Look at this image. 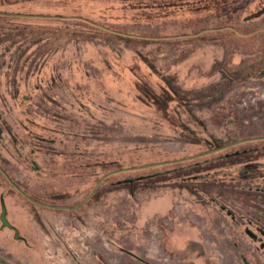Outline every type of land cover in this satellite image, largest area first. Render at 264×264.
Instances as JSON below:
<instances>
[{"label":"rangeland","instance_id":"374dc122","mask_svg":"<svg viewBox=\"0 0 264 264\" xmlns=\"http://www.w3.org/2000/svg\"><path fill=\"white\" fill-rule=\"evenodd\" d=\"M0 13V264H264V0Z\"/></svg>","mask_w":264,"mask_h":264},{"label":"water","instance_id":"95a60500","mask_svg":"<svg viewBox=\"0 0 264 264\" xmlns=\"http://www.w3.org/2000/svg\"><path fill=\"white\" fill-rule=\"evenodd\" d=\"M0 16H19V15H13V14H5V13H0ZM264 138L262 139H252V140H244V141H240V142H237V143H234V144H231L229 146H226V147H223V148H220V149H216V150H213V151H209L207 153H204V154H201V155H197V156H194V157H191V158H187V159H183L182 162H188V161H192V160H196V159H199V158H202V157H206V156H209V155H212V154H215V153H218V152H222L224 150H227L229 148H233V147H236V146H239L241 144H244V143H247V142H251V141H259V140H263ZM180 163V162H179ZM172 164V162H168V163H162V165H153L155 167L157 166H164V165H170ZM147 168V167H145ZM0 171L2 173H4V175L7 177V179L9 180V182L13 185V187H15V189H17L26 199H28L29 201L35 203V204H38V205H41V206H44V207H48V208H53V209H58V210H77L79 208H81L83 205H85L90 199L91 197L93 196L94 192L96 191V189L106 180L108 179L109 177L115 175V174H118V173H122V172H126V171H117V172H113V173H110L109 175L105 176L99 183V185L96 187V189L92 192V194L89 196V198L84 202L82 203L80 206L78 207H73V208H62V207H55V206H48V205H45V204H41V203H38L36 202L34 199H32L29 195H27L24 191H22L18 186H16V184L10 179V177L7 175L8 173H6L2 167L0 166ZM7 207H4L3 208V214H2V221H3V224L5 225V227H9L11 229H13L14 227L12 226V224L9 222L8 218H7V210H6Z\"/></svg>","mask_w":264,"mask_h":264},{"label":"flooded vegetation","instance_id":"af4514ba","mask_svg":"<svg viewBox=\"0 0 264 264\" xmlns=\"http://www.w3.org/2000/svg\"><path fill=\"white\" fill-rule=\"evenodd\" d=\"M259 139H262V138H259ZM247 143H264V139L259 140V141H251V142H247ZM244 144H246V143H244ZM241 145H243V144H241ZM253 151L254 150H252V152ZM219 160H218V162H221L223 160L222 157ZM241 161L239 162L238 166L236 167L237 169L240 168L239 170H241V172H240L241 180L240 181H243V182H251V181H255V180L264 181V177L262 176L263 174L260 171L259 162H257V161L252 162V159H247L245 161L241 160ZM240 181H238L236 179L232 180L233 183L240 182Z\"/></svg>","mask_w":264,"mask_h":264},{"label":"trees","instance_id":"16d2710c","mask_svg":"<svg viewBox=\"0 0 264 264\" xmlns=\"http://www.w3.org/2000/svg\"><path fill=\"white\" fill-rule=\"evenodd\" d=\"M254 144H256V143H246V144H243V145H247V146H250V145H254ZM243 145H239V146H237V147H235L236 149H238V147H240V146H243ZM224 153H228V150H224V151H222V152H218V153H215V154H212V155H209V156H206V157H202V158H199V159H196V160H192V161H188V162H201V161H203V160H209V159H211V158H213V157H217V160H219L221 157H222V155L224 154ZM220 161V160H219ZM163 167H165V166H163ZM116 175V174H115ZM42 204V203H41ZM6 207V206H5ZM6 210H7V208H6ZM70 211H73V210H70ZM73 213V212H72ZM13 226V225H12ZM14 227V226H13ZM15 231H17V229L14 227L13 228ZM18 232V231H17Z\"/></svg>","mask_w":264,"mask_h":264}]
</instances>
